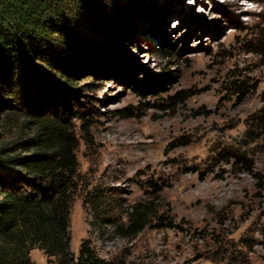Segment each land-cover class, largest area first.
<instances>
[{
    "label": "rangeland",
    "instance_id": "374dc122",
    "mask_svg": "<svg viewBox=\"0 0 264 264\" xmlns=\"http://www.w3.org/2000/svg\"><path fill=\"white\" fill-rule=\"evenodd\" d=\"M100 1L131 13L71 14L97 47L67 97L90 119L72 121V250L89 239L114 264H264V0ZM35 92L30 107L57 106L60 95ZM9 115L0 107L3 140H20Z\"/></svg>",
    "mask_w": 264,
    "mask_h": 264
},
{
    "label": "trees",
    "instance_id": "16d2710c",
    "mask_svg": "<svg viewBox=\"0 0 264 264\" xmlns=\"http://www.w3.org/2000/svg\"><path fill=\"white\" fill-rule=\"evenodd\" d=\"M96 2L0 0V107L15 116L9 115L10 122L21 136L7 142L0 130V264H36L34 248L56 257V264H114L100 257L89 239L76 255L70 231L71 207L81 187L79 139L72 121L90 119L67 97L80 93V79L89 78L85 66L94 60L96 47L74 27L71 14L101 11L105 22L110 12L131 13L121 3L100 1L97 7ZM174 47L165 40L158 51L169 55ZM155 76L154 83L148 82L155 85L154 92H161L168 77ZM134 80L140 88L141 79ZM36 90L60 95L57 106L30 107ZM88 103L86 108L95 107L94 101ZM92 200L101 198L93 193Z\"/></svg>",
    "mask_w": 264,
    "mask_h": 264
}]
</instances>
